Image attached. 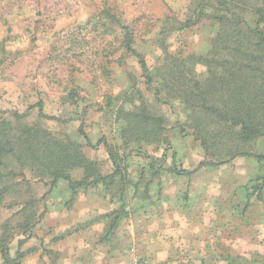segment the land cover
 <instances>
[{
    "label": "rangeland",
    "instance_id": "obj_1",
    "mask_svg": "<svg viewBox=\"0 0 264 264\" xmlns=\"http://www.w3.org/2000/svg\"><path fill=\"white\" fill-rule=\"evenodd\" d=\"M192 1L0 0V121L26 115L27 125L79 145L101 176L113 172L106 146H118L130 180L129 216L108 235L122 207L119 178L110 188L100 184L74 192L67 181L53 188L51 180L21 171L14 161L0 166V194L5 192L0 242L9 244L11 258L20 254L23 264H71L65 261L67 245L94 228L103 229L96 244L112 246L119 234L126 237L142 224L156 226L154 236L162 238L164 222L176 221L195 231L190 241L180 234L184 242L172 246L162 264H264V160L229 157L228 141L210 142L207 151L191 109L180 99L183 87L149 82L139 61L124 52L120 29L103 27L111 26L106 10L129 26L154 76L165 64V49L178 58H203L210 51L218 32L214 21L183 27L192 15ZM247 2L241 15L254 26L251 8L264 7V0ZM185 66L192 80L208 78L203 61ZM40 103L54 120L39 117ZM123 112L147 113L162 118V125L125 143ZM209 129L214 135L221 131L215 125ZM249 150L264 155V141ZM174 168L187 173L178 176ZM84 172L76 168L69 175L80 181ZM132 248L138 251L133 243L122 246L123 255L130 256Z\"/></svg>",
    "mask_w": 264,
    "mask_h": 264
},
{
    "label": "trees",
    "instance_id": "obj_2",
    "mask_svg": "<svg viewBox=\"0 0 264 264\" xmlns=\"http://www.w3.org/2000/svg\"><path fill=\"white\" fill-rule=\"evenodd\" d=\"M247 3V0H193L192 15L183 27L192 28L203 19L214 21L218 25V32L212 39L210 51L203 58L196 55L178 58L169 55L165 49V64L156 70L154 76L135 48L133 31L129 26L106 10L104 13L111 26L103 24V27L111 29L116 26L120 29L123 33L121 45L124 52L139 61L149 82H161L162 87L172 88L175 83L183 87L180 99L191 109L193 127L199 130L197 133L201 135L207 151L212 149L210 142L228 141L229 157H251L261 162L264 155L249 149L257 141H264V7L252 6L251 12L256 22L251 26L241 15ZM198 61H203L208 67V78L203 83L192 80V72L185 66L187 62L194 64ZM36 108L39 109L40 118L55 119L44 114L43 104H38ZM25 116L16 114L14 122L0 121V166H8L10 161H14L21 171L27 170L41 179L51 180L53 188L58 182L67 181L74 192L79 188L100 184L110 188L119 184V178L121 190L117 197L122 207L108 230L110 235L118 228L121 220L129 216L125 211V196L130 180L119 147L106 146L113 172L101 176L96 174L95 164L82 154L79 145L58 138L38 125H27L23 122ZM120 117L125 122L120 130L125 143L134 136L147 137L156 133L163 121L147 113L123 112ZM200 121L203 122L201 125ZM212 125L221 131L214 135L209 129ZM82 167L85 170L84 177L80 181L72 180L69 172ZM173 171L178 176L187 173L176 168ZM155 176L154 173L153 178ZM257 191L261 199L262 189L257 188ZM4 198L5 192L0 194V204ZM26 206L21 213L26 214ZM8 245L7 242H0L3 264H23V255L11 258Z\"/></svg>",
    "mask_w": 264,
    "mask_h": 264
},
{
    "label": "crops",
    "instance_id": "obj_3",
    "mask_svg": "<svg viewBox=\"0 0 264 264\" xmlns=\"http://www.w3.org/2000/svg\"><path fill=\"white\" fill-rule=\"evenodd\" d=\"M179 225L176 221L164 222L163 230L161 231L163 234L162 238L154 236L157 230L156 226H148L147 228L146 224H142L141 227L136 226L137 230L132 227L129 233L127 232L126 237L123 232L119 234L112 246H110L108 241L97 245L96 241L103 234V229L94 228L87 235L76 237L72 245H67L65 261H69L71 264H130L131 256L123 255V249L121 250L122 246H126L129 242L138 248L141 256L148 258L155 264H162L164 259L171 256L172 246L176 247L180 243V234H184L185 239H189V234L191 235L195 231L193 225L182 227ZM147 232L149 234H146ZM172 237H174L173 240H171Z\"/></svg>",
    "mask_w": 264,
    "mask_h": 264
},
{
    "label": "built area",
    "instance_id": "obj_4",
    "mask_svg": "<svg viewBox=\"0 0 264 264\" xmlns=\"http://www.w3.org/2000/svg\"><path fill=\"white\" fill-rule=\"evenodd\" d=\"M130 256H131L130 264H155L148 258L141 256L135 248L131 249Z\"/></svg>",
    "mask_w": 264,
    "mask_h": 264
}]
</instances>
